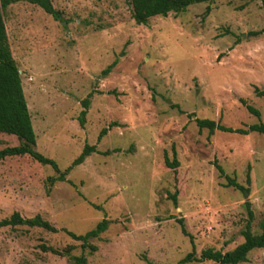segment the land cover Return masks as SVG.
Instances as JSON below:
<instances>
[{"label":"rangeland","instance_id":"374dc122","mask_svg":"<svg viewBox=\"0 0 264 264\" xmlns=\"http://www.w3.org/2000/svg\"><path fill=\"white\" fill-rule=\"evenodd\" d=\"M50 1L63 22L28 3L3 12L34 151L61 172L85 145L96 153L54 184L52 168L28 156L0 161V221L39 216L56 230L1 227L0 264H75L81 257L86 264H176L192 250L195 258L207 249L232 251L248 222L260 235L264 134H210L195 123L264 125V97L254 92L264 91L260 2L195 4L138 26L128 0ZM17 145L0 134V150ZM165 154L176 169L165 167ZM218 167L248 192L225 187ZM103 219L107 230L89 241L94 252L67 235H84ZM243 264H264V249Z\"/></svg>","mask_w":264,"mask_h":264},{"label":"trees","instance_id":"16d2710c","mask_svg":"<svg viewBox=\"0 0 264 264\" xmlns=\"http://www.w3.org/2000/svg\"><path fill=\"white\" fill-rule=\"evenodd\" d=\"M216 0H128L131 8V18L138 26L147 25L149 19L154 17H166L168 14L179 15L187 10L188 7L195 4L212 3ZM262 9L264 10V0H258ZM17 3H28L41 9L45 14L49 15L54 21H62L61 14L55 10L50 0H0V134L14 136L18 145L14 147L4 148L0 150V161L6 158L28 156L42 166H49L57 174L56 177H49L50 184L55 182H66L65 177L72 170L73 167L83 163V161L92 153H96L94 146L85 145L81 154L72 162L71 166L64 171H59L55 162L42 156L34 151L36 144L35 134L31 124V118L24 99L21 81L17 66L12 57L7 34L5 30V23L3 19V12L7 7ZM208 11V9H207ZM256 34V33H255ZM112 68V65L102 71V75L106 76ZM257 97H264V91L254 89ZM91 95L82 101L83 111L81 112L80 121L85 115V110L88 108L89 99ZM246 109L255 117H259V113L252 107L247 106ZM195 123L199 130L206 129L210 134L215 130L227 133H236L239 135H248L250 133L264 134V125L255 124L248 127L247 130H232L218 125L210 120L196 119ZM107 129H103L99 135V140L106 135ZM107 155L108 152L103 153ZM164 165L169 169H176L178 163L175 159L170 162L167 155H164ZM219 175L224 177L225 187H231L239 192L246 194L247 188L237 184L234 179L224 175L223 171L218 167ZM172 202L176 203V194L171 196ZM249 217H251L249 213ZM181 224V221H178ZM109 222L105 219L100 221L94 229L85 233L84 235H75L68 233L67 235L73 240L80 242L82 248H88L91 252L96 250L95 247L89 244L91 239H96L100 234L104 233L108 228ZM26 226L28 228H41L49 232H56V230L49 225L48 222L42 220L39 216L31 219H22L18 213H14L10 218L0 221L1 227H15ZM181 232L184 236H188L183 226ZM243 242L232 251L221 253L212 249H207L201 252L199 258H195L194 250L187 254L176 264H189L192 262L211 261L216 264H243L247 262V255L258 249H264V231L260 235H253L248 222L245 229L242 231ZM192 243V240L190 238ZM45 252L58 254L57 251L51 248L41 247ZM75 264H86L84 258H74ZM151 264V263H148Z\"/></svg>","mask_w":264,"mask_h":264}]
</instances>
